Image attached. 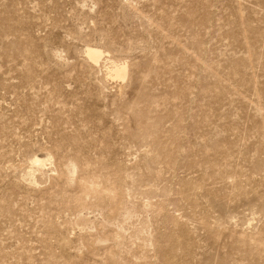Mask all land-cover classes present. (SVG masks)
Returning a JSON list of instances; mask_svg holds the SVG:
<instances>
[{"label": "rangeland", "instance_id": "rangeland-1", "mask_svg": "<svg viewBox=\"0 0 264 264\" xmlns=\"http://www.w3.org/2000/svg\"><path fill=\"white\" fill-rule=\"evenodd\" d=\"M0 264H264V0H0Z\"/></svg>", "mask_w": 264, "mask_h": 264}, {"label": "bare ground", "instance_id": "bare-ground-1", "mask_svg": "<svg viewBox=\"0 0 264 264\" xmlns=\"http://www.w3.org/2000/svg\"><path fill=\"white\" fill-rule=\"evenodd\" d=\"M87 54L92 61L97 62L100 59L101 52L97 49L88 48ZM110 74L117 79L123 80L126 75V67L124 65H113ZM36 162H38L37 159Z\"/></svg>", "mask_w": 264, "mask_h": 264}]
</instances>
